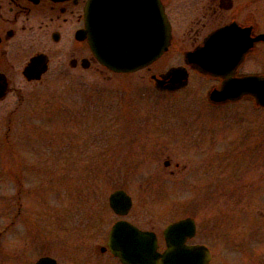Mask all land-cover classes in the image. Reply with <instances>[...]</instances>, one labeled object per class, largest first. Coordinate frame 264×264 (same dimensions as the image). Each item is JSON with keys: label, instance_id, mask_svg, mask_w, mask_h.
<instances>
[{"label": "rangeland", "instance_id": "1", "mask_svg": "<svg viewBox=\"0 0 264 264\" xmlns=\"http://www.w3.org/2000/svg\"><path fill=\"white\" fill-rule=\"evenodd\" d=\"M174 60L112 73L69 68L59 54L0 100V264H121L98 249L118 218L108 205L118 188L132 198L125 219L141 228L160 234L193 216L209 264H263L264 112L248 98L210 105L194 75L160 92L150 76ZM183 164H194L189 177Z\"/></svg>", "mask_w": 264, "mask_h": 264}, {"label": "flooded vegetation", "instance_id": "2", "mask_svg": "<svg viewBox=\"0 0 264 264\" xmlns=\"http://www.w3.org/2000/svg\"><path fill=\"white\" fill-rule=\"evenodd\" d=\"M87 2L88 0H0V94L5 90V95L0 100L14 92L16 85L22 80L29 82L23 75V69L36 54L46 56V71L54 56L59 54L72 69L78 67L87 69L91 63L98 64L87 39L76 38L77 31L84 27ZM159 2L169 24V42L163 54L146 66V69L162 57L175 59L168 68L181 67L187 71L188 79L194 75L208 82L209 87L216 88L229 79L247 75L264 76V0H159ZM195 52L199 54L196 60L192 56ZM204 65L222 70L214 73L202 72L199 69H204ZM103 70L107 71L105 68ZM158 74L153 75L157 77ZM247 98L252 100L251 96L245 95L237 101ZM261 111L264 112V109ZM208 149L205 156L210 153ZM213 155L218 161V153L215 152ZM169 164L170 161L166 159L165 167ZM177 166L178 163H175V168L169 170V175H175ZM180 169L185 171V178L187 175L189 177L194 164H183ZM202 173H199V180ZM125 215H117L118 218L114 222L125 219ZM184 217H191L195 225L194 234L185 239V244L205 246L210 255L207 262L209 264L211 260L209 247L201 242H192L197 234L194 217L191 215ZM173 221L175 220L165 226ZM163 228L160 234L153 228L147 229L155 232L159 251L166 247L162 235ZM102 246L104 245L98 246L99 251H106V248L100 250ZM261 263L264 264V258Z\"/></svg>", "mask_w": 264, "mask_h": 264}, {"label": "water", "instance_id": "3", "mask_svg": "<svg viewBox=\"0 0 264 264\" xmlns=\"http://www.w3.org/2000/svg\"><path fill=\"white\" fill-rule=\"evenodd\" d=\"M84 27L77 31V39H87L96 60L113 72H132L156 58L167 48L169 24L159 0H88L85 6ZM198 53L192 56L196 60ZM47 69L45 55L31 57L23 69L27 80H38ZM202 72L221 71L205 66ZM153 78L158 90H176L187 83V71L170 67ZM5 95V90L0 98ZM251 96L255 104L264 107V76L247 75L229 79L218 88L207 92L211 103L235 101L242 96ZM110 208L116 214H125L131 198L123 189H116L108 196ZM193 219H179L163 230L166 248L159 252L155 233L118 220L107 235L110 252L124 264H207L210 259L203 245L185 244V239L194 234ZM105 247H101L103 251ZM34 264H56L48 255L39 257Z\"/></svg>", "mask_w": 264, "mask_h": 264}]
</instances>
